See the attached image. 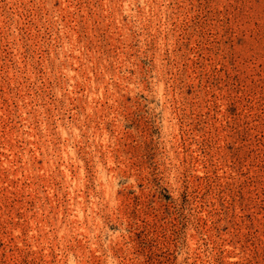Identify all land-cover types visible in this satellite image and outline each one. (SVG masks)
<instances>
[{
	"label": "rangeland",
	"instance_id": "374dc122",
	"mask_svg": "<svg viewBox=\"0 0 264 264\" xmlns=\"http://www.w3.org/2000/svg\"><path fill=\"white\" fill-rule=\"evenodd\" d=\"M0 264H264V0H0Z\"/></svg>",
	"mask_w": 264,
	"mask_h": 264
}]
</instances>
